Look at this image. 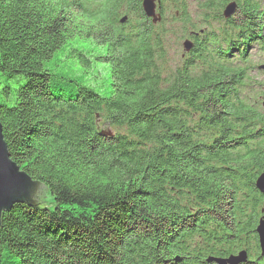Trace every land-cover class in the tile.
<instances>
[{
	"label": "trees",
	"instance_id": "obj_1",
	"mask_svg": "<svg viewBox=\"0 0 264 264\" xmlns=\"http://www.w3.org/2000/svg\"><path fill=\"white\" fill-rule=\"evenodd\" d=\"M141 1L0 0L2 134L41 184L2 213L0 264H264L255 81L205 36L163 76ZM230 1L246 56L264 12Z\"/></svg>",
	"mask_w": 264,
	"mask_h": 264
},
{
	"label": "rangeland",
	"instance_id": "obj_2",
	"mask_svg": "<svg viewBox=\"0 0 264 264\" xmlns=\"http://www.w3.org/2000/svg\"><path fill=\"white\" fill-rule=\"evenodd\" d=\"M205 2H208V8L203 7ZM229 2L231 1L228 0L225 4L227 5ZM258 2L263 11L264 1L258 0ZM223 3L224 0H164L159 5L156 12L157 14L160 13L161 19L150 21L153 24L154 32L161 38V47L157 49L159 53L156 58V63L163 76H172L175 68L180 66L185 58L189 57L191 50L185 51L183 47V41L185 39L193 40V43L195 42V38H203L204 36L207 38L211 37V44L214 47L219 44L222 47H226L229 46L230 39L236 38L238 29L225 22L226 19L222 14V10L224 9L222 7ZM123 15L125 18L122 17V20L127 18L129 24L135 23V15L126 14V12ZM144 17L146 16L144 15ZM183 18L184 21L182 22ZM234 18H236V15H234ZM230 20L236 24L231 17ZM262 21L263 23L259 22V25L264 24V15ZM255 31H253V34H255ZM239 40L237 39L235 43ZM257 49V43L252 41L246 50L251 55L248 66L264 58V51H258ZM237 52V49L232 48L230 54L236 56ZM252 74H255L258 79H262L264 83V73H256L253 70ZM104 123L102 121L101 126L107 132L113 133L124 130V128H119V130L111 128Z\"/></svg>",
	"mask_w": 264,
	"mask_h": 264
},
{
	"label": "water",
	"instance_id": "obj_3",
	"mask_svg": "<svg viewBox=\"0 0 264 264\" xmlns=\"http://www.w3.org/2000/svg\"><path fill=\"white\" fill-rule=\"evenodd\" d=\"M155 0H143L142 6L145 14L151 16L152 20L160 19L159 15H155ZM236 3L229 2L223 10V15L227 18L235 10ZM185 51L192 47V42L185 40L183 42ZM256 186L264 193V172L258 177ZM41 188L38 181L33 180L18 164L10 158L6 142L2 134V125L0 123V217L2 213L12 209L13 205L21 202L33 201L32 196ZM256 233L258 235L259 243L264 248V218L258 222ZM245 252L241 253L240 257ZM238 257H229L227 259H217L220 263L234 264Z\"/></svg>",
	"mask_w": 264,
	"mask_h": 264
}]
</instances>
